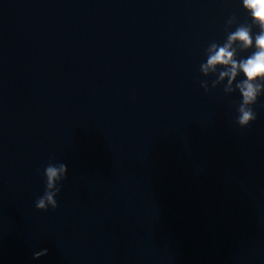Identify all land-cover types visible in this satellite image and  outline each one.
Returning <instances> with one entry per match:
<instances>
[{
	"label": "clouds",
	"instance_id": "obj_1",
	"mask_svg": "<svg viewBox=\"0 0 264 264\" xmlns=\"http://www.w3.org/2000/svg\"><path fill=\"white\" fill-rule=\"evenodd\" d=\"M243 6L250 13L252 22L258 25L260 31L253 37L250 27L238 26L235 31L228 34L225 43H212L209 46L207 63L202 64L201 68L204 72H208L210 69L215 71L217 65L224 66L225 70L221 71L220 76L221 78L227 76L229 85L239 73L244 74L245 79L237 84L243 96L238 123L241 126H247L249 121L256 119V113L248 105L257 102V97L264 88V0H243ZM236 41L240 42L242 49H248L254 43L255 50L247 58L237 60L234 58L236 49L233 47ZM66 169L67 166L63 163L59 165L49 163L45 168L48 190L36 200L37 209L47 210L48 204L52 205L53 210L58 207L54 197L60 188L56 187V182L62 178L66 179Z\"/></svg>",
	"mask_w": 264,
	"mask_h": 264
}]
</instances>
